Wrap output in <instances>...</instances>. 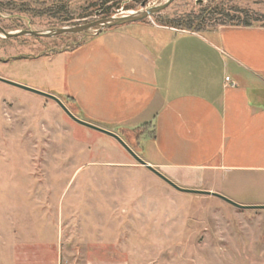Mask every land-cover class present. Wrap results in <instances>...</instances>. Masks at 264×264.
<instances>
[{"label":"rangeland","instance_id":"1","mask_svg":"<svg viewBox=\"0 0 264 264\" xmlns=\"http://www.w3.org/2000/svg\"><path fill=\"white\" fill-rule=\"evenodd\" d=\"M165 1L0 0L5 32L50 34H0V77L46 92L58 82L46 56L73 48L99 27L53 31ZM197 15L194 25L204 30L264 26V0H173L141 21L180 26ZM59 100L73 113L67 99ZM222 184L231 201H252L253 187ZM57 256L60 264H264V208L176 190L55 101L0 82V264Z\"/></svg>","mask_w":264,"mask_h":264},{"label":"crops","instance_id":"2","mask_svg":"<svg viewBox=\"0 0 264 264\" xmlns=\"http://www.w3.org/2000/svg\"><path fill=\"white\" fill-rule=\"evenodd\" d=\"M46 57L58 81L46 93L78 119L123 138L182 188L225 197L219 182L253 187L241 205L264 206V26L138 21Z\"/></svg>","mask_w":264,"mask_h":264},{"label":"water","instance_id":"3","mask_svg":"<svg viewBox=\"0 0 264 264\" xmlns=\"http://www.w3.org/2000/svg\"><path fill=\"white\" fill-rule=\"evenodd\" d=\"M172 1L173 0H167L162 5H159V6L154 7V8H149L147 10H142L140 12L134 13V14L129 15V16L107 17L104 19H99L97 21L91 22V23L86 24L84 26H78V27H73V28H68V29H58L57 31H53L51 33V35L61 34V33H77V32H82L84 30L93 29L94 27H99L95 32V33H98L101 30L108 29L111 27H116V26L124 25L127 23H132V22H138V21L144 20V19L148 18L150 15H153L154 13L166 8ZM142 5H144V3H142ZM0 34L6 38L12 37V36H17L19 34L42 35V36H49L50 35L49 33H36L34 31H19L18 33H8V32H5L1 27H0ZM0 82L22 88L24 90L33 92L35 94L44 96L46 98H49V99L55 101L60 106V108L66 113V115L68 117H70L72 120H74L76 123H79L83 126L89 127L91 129L97 130L99 132L105 133V134L115 138L127 150V152L132 156V158L138 164L146 167L148 170H150L152 173L157 175L159 178H161L163 181L168 183L171 187L175 188L176 190H179L181 192H187V193L207 194V195L216 196V197L226 201L227 203H229V204H231L237 208H242V209H263L264 208V206H261V205L237 204V203L231 201L230 199H228V198H226V197H224L218 193L180 188L176 184H174L172 181H170L167 177H165L163 174H161L159 171H157L155 168L151 167L144 160H142L118 135L78 119L76 116H74V114L66 106H64V104L56 96L49 94V93H46V92H42V91L33 89V88H30V87H26L24 85L18 84L14 81H11V80H8V79L2 78V77H0Z\"/></svg>","mask_w":264,"mask_h":264},{"label":"trees","instance_id":"4","mask_svg":"<svg viewBox=\"0 0 264 264\" xmlns=\"http://www.w3.org/2000/svg\"><path fill=\"white\" fill-rule=\"evenodd\" d=\"M200 17H201V15L192 16V17L188 16V18L185 21L184 20L180 21V22H183V24H181L180 26H179V24H175L174 21L171 24L163 23L161 21L156 22V23L161 24V25H165V26H170V27H173V28H176V29H180V30H188V31H193V32H202V31H204L203 28H200L199 26H195L194 25V20L199 19ZM224 25H226V24H224ZM227 25L251 26L248 23L227 24ZM144 126L147 127L148 124H146ZM144 126H142V127H144ZM146 130H147V128H146Z\"/></svg>","mask_w":264,"mask_h":264},{"label":"built area","instance_id":"5","mask_svg":"<svg viewBox=\"0 0 264 264\" xmlns=\"http://www.w3.org/2000/svg\"><path fill=\"white\" fill-rule=\"evenodd\" d=\"M225 80H226V81H228V80H229V78H228V77H226V78H225Z\"/></svg>","mask_w":264,"mask_h":264}]
</instances>
